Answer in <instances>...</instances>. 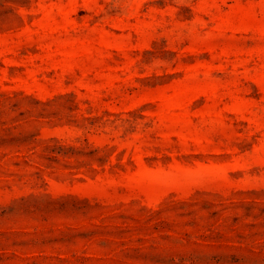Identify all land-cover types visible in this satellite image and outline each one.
Masks as SVG:
<instances>
[{"label": "rangeland", "instance_id": "obj_1", "mask_svg": "<svg viewBox=\"0 0 264 264\" xmlns=\"http://www.w3.org/2000/svg\"><path fill=\"white\" fill-rule=\"evenodd\" d=\"M0 264H264V0H0Z\"/></svg>", "mask_w": 264, "mask_h": 264}]
</instances>
